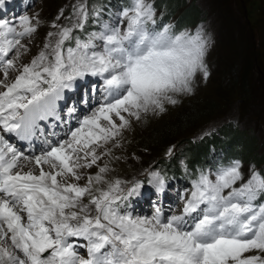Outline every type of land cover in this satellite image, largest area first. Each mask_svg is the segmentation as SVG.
<instances>
[{
	"label": "snow or ice",
	"instance_id": "snow-or-ice-1",
	"mask_svg": "<svg viewBox=\"0 0 264 264\" xmlns=\"http://www.w3.org/2000/svg\"><path fill=\"white\" fill-rule=\"evenodd\" d=\"M8 3L0 0V14ZM73 13L74 24L53 23L57 31L48 35L58 38L29 63H19L28 50L22 39L37 30L38 17L0 15V264H264V174L253 170L245 180L238 160L201 172L181 212L170 216L123 211L143 184L106 180L107 164L79 183L82 169L111 155L109 143L119 147L133 118L163 112L176 94L192 93L198 72L209 77L210 38L202 27L175 36L169 26L150 31L156 21L147 0L122 10L126 30L115 26L87 38L73 35L88 19L87 5ZM87 76L103 79L105 97L66 139L29 156L5 138L28 139L57 119L65 90ZM150 175L163 185L159 173ZM81 238L87 257L78 251Z\"/></svg>",
	"mask_w": 264,
	"mask_h": 264
},
{
	"label": "rangeland",
	"instance_id": "rangeland-1",
	"mask_svg": "<svg viewBox=\"0 0 264 264\" xmlns=\"http://www.w3.org/2000/svg\"><path fill=\"white\" fill-rule=\"evenodd\" d=\"M147 2L155 11V25H147L150 31H162L169 26L170 34L175 36L185 31L194 34L197 28H203L210 38L205 57L210 75L205 80L198 72L192 82L193 92L176 94L177 103L165 102V111L142 114L139 120L133 118L120 137L119 147L109 143L111 155L102 156L97 165L81 170V185L105 164L109 169L104 174L106 180L119 178L125 186L142 182L139 194L122 204V210L134 217L151 216L156 209L167 210L166 216L179 214L184 204L182 197L190 193L193 180L207 170L206 173L214 174L232 161H240L245 180L253 170L264 174V0ZM81 3L87 5L89 16L82 29L74 30V36L87 38L91 33L115 26L126 30L127 20L121 13L132 0H10L0 14L5 20L18 22L21 15L38 17L37 30L22 39L28 50L23 52L19 63H29L45 50L46 43L58 38L48 35L57 31L54 22L74 24L73 6ZM100 81L87 76L71 90H65L64 99L58 101L60 118L42 123L45 135L48 132L44 140L48 145L52 140L66 139L79 120L103 102L105 86ZM73 108L75 111H70ZM55 132H62L59 138L50 137ZM252 133L257 137L258 158L249 153V147H244L246 142L240 141L244 134H251L252 138ZM186 135L188 138H184ZM9 139L29 156L40 155L48 148L43 142L31 153L21 148L14 136ZM195 145L198 152L191 157ZM159 171L168 185L162 200L159 194L156 196L159 188L156 190L157 183L150 175ZM160 187L163 190L165 185ZM84 202L87 203V197ZM77 242L84 246L78 249L79 254L87 257V242L82 238ZM252 254L257 253L246 255Z\"/></svg>",
	"mask_w": 264,
	"mask_h": 264
},
{
	"label": "trees",
	"instance_id": "trees-1",
	"mask_svg": "<svg viewBox=\"0 0 264 264\" xmlns=\"http://www.w3.org/2000/svg\"><path fill=\"white\" fill-rule=\"evenodd\" d=\"M250 135L244 134V136H242V138L240 139V141L246 142V145L244 147H249V149H248L249 153H252V156L258 158L257 137L254 135V133H252V138H250ZM251 140H252V142H251ZM194 149H197L196 145L190 151V156L191 157L197 155V152L198 151H195ZM262 155H264V154L262 153Z\"/></svg>",
	"mask_w": 264,
	"mask_h": 264
},
{
	"label": "bare ground",
	"instance_id": "bare-ground-1",
	"mask_svg": "<svg viewBox=\"0 0 264 264\" xmlns=\"http://www.w3.org/2000/svg\"><path fill=\"white\" fill-rule=\"evenodd\" d=\"M97 79H101V81H103V79L102 78H98L97 77ZM104 91H105V89H104ZM104 94H105V92H104ZM104 100V99H103ZM102 100V101H103ZM60 118V117H59ZM59 118H57V120L59 119ZM46 122H48V121H46ZM46 128H47V126H46ZM42 130H43V132H42ZM40 133H42L43 135H45V131H44V129H42V127H41V130L39 131ZM13 134H7L6 133V135L5 136H7V137H11ZM41 138H42V140L40 141V143L42 142H44V145H48V143L47 142H45L44 140H45V136H40ZM16 138H18L19 140H22L21 138H19V137H16ZM30 143L32 142V136H30L28 139H27ZM38 140H39V138H38ZM54 142H56V140H52L51 142H49V144H52V143H54ZM41 145H43V144H41ZM45 148H46V146H45ZM46 151V150H45ZM43 152V151H42Z\"/></svg>",
	"mask_w": 264,
	"mask_h": 264
}]
</instances>
